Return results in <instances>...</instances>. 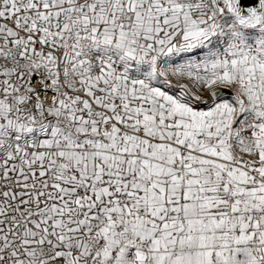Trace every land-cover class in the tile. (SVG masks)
Returning <instances> with one entry per match:
<instances>
[{
    "label": "snow or ice",
    "instance_id": "obj_1",
    "mask_svg": "<svg viewBox=\"0 0 264 264\" xmlns=\"http://www.w3.org/2000/svg\"><path fill=\"white\" fill-rule=\"evenodd\" d=\"M0 264H264V0H0Z\"/></svg>",
    "mask_w": 264,
    "mask_h": 264
}]
</instances>
